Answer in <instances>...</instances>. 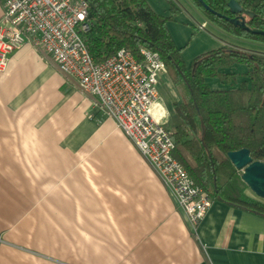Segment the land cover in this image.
Here are the masks:
<instances>
[{
  "label": "crops",
  "instance_id": "1",
  "mask_svg": "<svg viewBox=\"0 0 264 264\" xmlns=\"http://www.w3.org/2000/svg\"><path fill=\"white\" fill-rule=\"evenodd\" d=\"M171 1L166 29L187 66L226 46L264 53ZM146 2L169 15L166 0ZM220 72L229 83L211 90L247 69ZM0 264H264V219L213 202L193 226L114 120L25 43L0 73Z\"/></svg>",
  "mask_w": 264,
  "mask_h": 264
},
{
  "label": "trees",
  "instance_id": "2",
  "mask_svg": "<svg viewBox=\"0 0 264 264\" xmlns=\"http://www.w3.org/2000/svg\"><path fill=\"white\" fill-rule=\"evenodd\" d=\"M89 29L84 36L89 55L101 63L125 49L140 59L142 47L163 62L180 102H171L175 123L170 137L172 157L188 173L210 201L264 219V204L245 194L227 153L247 149L253 161L264 162V53L223 47L206 52L187 66L180 57L167 29L180 13L171 0L167 17L155 14L146 0H84ZM212 25L225 33L264 44V37L240 30L206 11L198 0H188ZM216 14L231 16L229 0H202ZM254 17L244 16L250 29L264 31V0H234ZM234 65L247 69L237 87L211 90L206 80L229 83L220 71Z\"/></svg>",
  "mask_w": 264,
  "mask_h": 264
},
{
  "label": "built area",
  "instance_id": "3",
  "mask_svg": "<svg viewBox=\"0 0 264 264\" xmlns=\"http://www.w3.org/2000/svg\"><path fill=\"white\" fill-rule=\"evenodd\" d=\"M0 8V73L25 43L39 56L50 57L59 72L73 78L96 108L114 120L189 222L199 224L212 202L173 159L170 133L153 111L165 72L159 57L142 47L139 60L121 49L96 63L84 42L89 29L84 0H0Z\"/></svg>",
  "mask_w": 264,
  "mask_h": 264
},
{
  "label": "water",
  "instance_id": "4",
  "mask_svg": "<svg viewBox=\"0 0 264 264\" xmlns=\"http://www.w3.org/2000/svg\"><path fill=\"white\" fill-rule=\"evenodd\" d=\"M198 2L206 11L226 20L233 26L238 27L240 30L248 32L252 35L264 37V31L250 29L246 26L244 16L253 18L254 15L251 12L243 10L234 0H229L226 6L229 14L235 17H226L216 14L209 9L202 0H198ZM227 158L233 167L241 173L240 179L250 192L256 198L264 200V162L253 161L250 157V152L247 149L229 152L227 153Z\"/></svg>",
  "mask_w": 264,
  "mask_h": 264
},
{
  "label": "rangeland",
  "instance_id": "5",
  "mask_svg": "<svg viewBox=\"0 0 264 264\" xmlns=\"http://www.w3.org/2000/svg\"><path fill=\"white\" fill-rule=\"evenodd\" d=\"M181 8L187 9L192 14H194V20H196V23L203 25L204 23L207 24V26H210V22L193 6L190 4L189 1H185L184 3L180 0H177V2ZM264 51V50H263ZM175 101L177 103L180 102V97L176 93L171 78L165 70L163 78L159 81L158 84V100L153 106L154 115L158 120L161 122V125L171 134V131L174 126V119H172L173 112L171 109V102ZM174 118V117H173ZM248 197L253 198L256 201H259L264 204V200H260L256 198L250 190L247 188L245 190Z\"/></svg>",
  "mask_w": 264,
  "mask_h": 264
},
{
  "label": "flooded vegetation",
  "instance_id": "6",
  "mask_svg": "<svg viewBox=\"0 0 264 264\" xmlns=\"http://www.w3.org/2000/svg\"><path fill=\"white\" fill-rule=\"evenodd\" d=\"M226 17H235V16H232V15H231V16H226Z\"/></svg>",
  "mask_w": 264,
  "mask_h": 264
}]
</instances>
